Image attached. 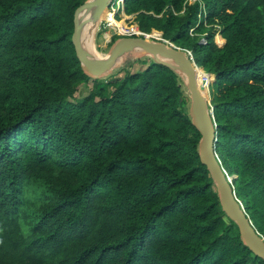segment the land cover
Instances as JSON below:
<instances>
[{"label":"trees","instance_id":"1","mask_svg":"<svg viewBox=\"0 0 264 264\" xmlns=\"http://www.w3.org/2000/svg\"><path fill=\"white\" fill-rule=\"evenodd\" d=\"M85 1L0 0V264H264L222 212L176 74L135 60L75 97ZM123 6L214 76L215 154L264 239V0Z\"/></svg>","mask_w":264,"mask_h":264},{"label":"water","instance_id":"2","mask_svg":"<svg viewBox=\"0 0 264 264\" xmlns=\"http://www.w3.org/2000/svg\"><path fill=\"white\" fill-rule=\"evenodd\" d=\"M114 2L115 0H86L74 13L71 42L83 74L91 80H102L110 77L121 62L131 58L143 60L150 57L155 64L168 68L178 76L183 88L188 91L189 117L200 135L199 158L209 172L222 212L236 225L243 246L264 261V239L248 220L235 197L233 178L227 176L215 154L216 127L207 91L208 83L204 80L211 75L204 73L201 68V74H198L199 67L191 53L180 50L167 41L126 37L115 42L106 57L96 56L92 49L94 33L102 15Z\"/></svg>","mask_w":264,"mask_h":264},{"label":"rangeland","instance_id":"3","mask_svg":"<svg viewBox=\"0 0 264 264\" xmlns=\"http://www.w3.org/2000/svg\"><path fill=\"white\" fill-rule=\"evenodd\" d=\"M197 0H189V4L195 3ZM106 16V17H105ZM112 17L113 21H115L116 24L124 23V25L130 26L133 23H136L135 16L134 15H126L124 11L123 6V0H115L114 5L105 11L104 17L101 19V22L97 25V29L94 33V41H93V50L98 57H106L109 54L110 49L112 48L113 44L117 42L120 39H123L124 37H120L116 34L117 27L115 24L109 23L108 19ZM147 35V39L151 41H165L162 39V36L157 31H152ZM220 35L217 33L215 36V43L218 46H222L224 44L223 42H219ZM144 61H151L154 62V60L150 57H146L143 59ZM135 60L133 58L128 59L127 61L121 62L119 66L112 72V77H117L121 72L125 69L130 70L131 66ZM137 64V63H135ZM137 67L140 65L137 64ZM198 67V66H197ZM200 69V68H199ZM204 72V71H203ZM205 73V72H204ZM210 75V74H209ZM109 77H106L102 80H94V82H89L87 84H81L78 89L77 93L75 94V97L78 98L80 96H83L85 92L90 91L93 87L97 85H103L104 80H106ZM208 79V80H207ZM204 79L208 84L207 91L209 94L210 91V85L214 82V76L211 75V77ZM182 88L184 87L181 82ZM185 92V97L188 100V106L190 105V97L188 94V91L186 88H183ZM209 100L211 104L210 94H209ZM233 181V180H232Z\"/></svg>","mask_w":264,"mask_h":264},{"label":"built area","instance_id":"4","mask_svg":"<svg viewBox=\"0 0 264 264\" xmlns=\"http://www.w3.org/2000/svg\"><path fill=\"white\" fill-rule=\"evenodd\" d=\"M189 2V0H188ZM109 23L115 24L117 27L116 34L120 37H132V38H145L147 39L146 33H143L137 26L136 23L131 24L130 26L124 25V23L116 24L113 21V18L108 19ZM207 79V78H204Z\"/></svg>","mask_w":264,"mask_h":264},{"label":"bare ground","instance_id":"5","mask_svg":"<svg viewBox=\"0 0 264 264\" xmlns=\"http://www.w3.org/2000/svg\"><path fill=\"white\" fill-rule=\"evenodd\" d=\"M105 14V13H104ZM104 14L102 15L101 19L104 17ZM106 17V16H105ZM92 50V49H91ZM198 74H201V69L198 70ZM201 79V77H199ZM208 80V79H207ZM201 84V83H200Z\"/></svg>","mask_w":264,"mask_h":264}]
</instances>
